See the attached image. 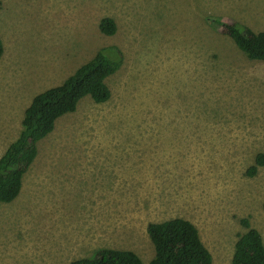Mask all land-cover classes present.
I'll list each match as a JSON object with an SVG mask.
<instances>
[{"label": "rangeland", "instance_id": "374dc122", "mask_svg": "<svg viewBox=\"0 0 264 264\" xmlns=\"http://www.w3.org/2000/svg\"><path fill=\"white\" fill-rule=\"evenodd\" d=\"M103 16L115 22L99 32ZM264 29V0H0V155L31 97L101 47L110 96L75 99L0 202V264H68L99 248L153 255L148 222L182 217L211 264H231L239 219L264 245V61L221 23Z\"/></svg>", "mask_w": 264, "mask_h": 264}, {"label": "trees", "instance_id": "16d2710c", "mask_svg": "<svg viewBox=\"0 0 264 264\" xmlns=\"http://www.w3.org/2000/svg\"><path fill=\"white\" fill-rule=\"evenodd\" d=\"M224 33L249 59L264 61V29L253 32L240 24L221 23ZM99 32L111 35L115 22L103 16L97 23ZM1 48V42H0ZM121 56L113 46L99 48L92 57L78 65L58 84L35 93L23 110L20 130L0 155V202H10L18 194L21 177L36 155L35 140L45 137L54 127L55 120L75 109V99L89 96L102 103L110 96L106 77L118 67ZM264 164V154L257 153L247 168L248 175ZM264 210V194L261 204ZM239 222L233 244L231 264H264V245L260 233L251 227L246 218ZM146 234L153 247L147 264H211V256L200 240L196 227L187 219L172 217L148 222ZM68 264H142L131 250L99 248L90 256L79 257Z\"/></svg>", "mask_w": 264, "mask_h": 264}]
</instances>
